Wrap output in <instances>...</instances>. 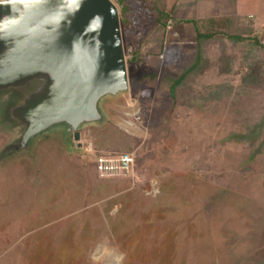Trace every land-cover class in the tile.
<instances>
[{
	"label": "rangeland",
	"instance_id": "rangeland-1",
	"mask_svg": "<svg viewBox=\"0 0 264 264\" xmlns=\"http://www.w3.org/2000/svg\"><path fill=\"white\" fill-rule=\"evenodd\" d=\"M12 1L21 0H0V56L11 50L5 37H23L24 7ZM173 4L164 27L131 3L132 27L121 26L124 87L96 89L95 110L78 116L77 129L56 120L27 137V113L44 108L54 119L58 111L43 94L64 82L50 75L67 60L59 47L18 80L1 76L0 264H264V50L218 37L174 107L166 92L194 57V29L182 20L205 28L209 18L236 15L264 43V0ZM139 46L155 82L131 62ZM94 67L84 60L69 73L79 83ZM249 67L259 85H244ZM124 153L135 158L131 171L100 175L97 156Z\"/></svg>",
	"mask_w": 264,
	"mask_h": 264
},
{
	"label": "water",
	"instance_id": "water-1",
	"mask_svg": "<svg viewBox=\"0 0 264 264\" xmlns=\"http://www.w3.org/2000/svg\"><path fill=\"white\" fill-rule=\"evenodd\" d=\"M7 3L11 4V1ZM14 4L24 7L25 16L21 24H18L23 37H5L11 50L1 52L0 66L4 61L10 66L8 65L7 70L0 69V85L2 75L9 74L6 76L18 80L14 75H22L25 66L51 54L52 45L59 47L61 53L66 54L64 56L67 60L56 67L60 74L54 66L50 71L53 75L49 74L52 80L61 78L64 82L58 84L61 88L53 94H43V98L52 97L53 107H58V111L54 112V119H51L52 116L49 117L48 112L41 108L35 111L36 114L43 115L37 121L33 118L36 114L27 113L33 120L29 119L32 123L26 135L28 137L34 134L38 132L35 129L42 130L56 120H67L71 122L73 129H77L80 121L78 116L83 118L95 110L93 107L96 95H92L95 90L109 83L124 87L122 82L127 78L117 7L110 0H21ZM84 60L95 67L90 75H86L78 83L69 70L71 67L78 68ZM49 85L48 89L53 90L50 83ZM55 96H59V101ZM42 103L44 101L41 100L38 104ZM67 115H70L71 120L67 119ZM74 132H77L75 138L78 140L79 132Z\"/></svg>",
	"mask_w": 264,
	"mask_h": 264
},
{
	"label": "trees",
	"instance_id": "trees-1",
	"mask_svg": "<svg viewBox=\"0 0 264 264\" xmlns=\"http://www.w3.org/2000/svg\"><path fill=\"white\" fill-rule=\"evenodd\" d=\"M169 0H116L120 7L119 19L122 23V28L127 34L128 30L132 27V20L130 19L131 12L135 7L131 3L139 4L145 11L154 12L157 21L166 27L167 23L172 19L176 9V4L168 5ZM119 12V11H118ZM184 23L191 24L194 29V57L192 62L179 71V75L174 80L167 79L169 81L168 89L166 92L172 98V107L176 105V90L181 86L189 77V75L199 69L201 61L206 53V45L215 40L218 37H222L233 41L234 43H246L255 48H261L264 50V43L261 41L257 31L252 26V21L239 22L236 15H224L209 18L205 23L206 27L201 28L198 19H185ZM120 23V24H121ZM208 25V27H207ZM140 46L134 49V57L132 63H137L139 67L145 66V75L142 78L146 80L150 79L152 82L157 80V69L154 67L151 69V65L146 63V55L141 54ZM151 69V70H150ZM134 68L131 67V71ZM254 69L249 67L246 74L242 77L244 85H259L258 79L254 76ZM165 85V84H164ZM100 156V155H99ZM97 156L94 160L96 165Z\"/></svg>",
	"mask_w": 264,
	"mask_h": 264
},
{
	"label": "built area",
	"instance_id": "built-area-1",
	"mask_svg": "<svg viewBox=\"0 0 264 264\" xmlns=\"http://www.w3.org/2000/svg\"><path fill=\"white\" fill-rule=\"evenodd\" d=\"M134 163L135 158L130 153H124L116 157L100 155L96 160V169L102 176H111L131 171Z\"/></svg>",
	"mask_w": 264,
	"mask_h": 264
}]
</instances>
